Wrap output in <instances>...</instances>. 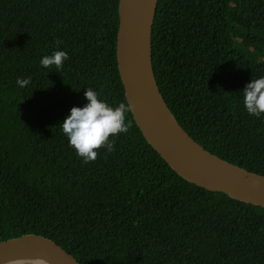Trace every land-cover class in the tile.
I'll use <instances>...</instances> for the list:
<instances>
[{"label":"trees","instance_id":"obj_1","mask_svg":"<svg viewBox=\"0 0 264 264\" xmlns=\"http://www.w3.org/2000/svg\"><path fill=\"white\" fill-rule=\"evenodd\" d=\"M118 1L0 0V241L39 235L78 264H264V208L183 180L130 111L112 152L83 163L69 147L59 125L87 88L127 104ZM151 42L182 129L264 176V115L249 116L240 92L264 76V0H158ZM54 50L68 54L59 71L39 65Z\"/></svg>","mask_w":264,"mask_h":264},{"label":"water","instance_id":"obj_2","mask_svg":"<svg viewBox=\"0 0 264 264\" xmlns=\"http://www.w3.org/2000/svg\"><path fill=\"white\" fill-rule=\"evenodd\" d=\"M158 0H119L116 62L124 97L146 143L186 182L264 208V176L209 153L179 125L152 68ZM0 264H78L54 241L35 234L0 241Z\"/></svg>","mask_w":264,"mask_h":264},{"label":"clouds","instance_id":"obj_3","mask_svg":"<svg viewBox=\"0 0 264 264\" xmlns=\"http://www.w3.org/2000/svg\"><path fill=\"white\" fill-rule=\"evenodd\" d=\"M67 59L66 51L54 50L51 55L42 56L39 65L45 69L55 66L59 71ZM29 83L28 78L18 77L16 80L21 88ZM240 92L243 96V107L249 116L260 118L264 115V76L251 79ZM84 98L86 103L82 107H72L59 126L69 147L83 163H88L96 159V150L101 147L105 153L112 152L117 134L128 132L129 125L125 120L129 106L125 103L110 106L99 99L97 92L91 88L84 91Z\"/></svg>","mask_w":264,"mask_h":264}]
</instances>
